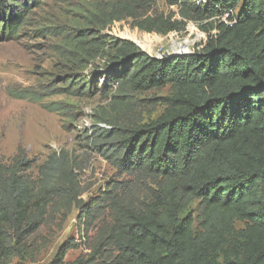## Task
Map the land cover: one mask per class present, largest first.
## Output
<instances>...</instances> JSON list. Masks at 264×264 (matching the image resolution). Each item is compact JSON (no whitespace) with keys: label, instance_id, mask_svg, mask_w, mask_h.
<instances>
[{"label":"trees","instance_id":"16d2710c","mask_svg":"<svg viewBox=\"0 0 264 264\" xmlns=\"http://www.w3.org/2000/svg\"><path fill=\"white\" fill-rule=\"evenodd\" d=\"M35 3L0 0V42L18 38ZM168 4L178 18L153 14L155 0H115L84 15L76 34H58L54 49L78 73L97 59L108 63L109 115L87 139L131 180L114 182L90 208L66 152L51 155L36 179L28 175L33 162L27 157L9 164L0 157V264L32 258L31 240L50 212L68 214L74 207L89 228L102 214L108 220H101L89 253L69 262L76 245L66 243L50 264H264V0ZM226 13L232 24L221 22ZM127 19L161 35L206 23L208 39L192 54L157 59L130 41L109 45L85 27ZM212 22L218 23L214 34ZM66 82L46 98L91 94L83 79L73 75ZM163 91L160 98H139ZM40 94L11 92L50 112L66 110L44 104ZM150 106L162 112L145 121L139 113ZM195 202L196 215L188 212Z\"/></svg>","mask_w":264,"mask_h":264},{"label":"rangeland","instance_id":"374dc122","mask_svg":"<svg viewBox=\"0 0 264 264\" xmlns=\"http://www.w3.org/2000/svg\"><path fill=\"white\" fill-rule=\"evenodd\" d=\"M112 1L115 0H37L38 3L23 22L18 38L0 42V157L8 164L18 155L27 157L33 162V169L28 175L36 179L39 167L51 155L66 152L77 166L76 173L84 191L81 199L90 208L114 182L131 180L121 175L87 139L95 125L105 127L96 124V121L109 115L108 107L112 99L108 98L106 91L108 63L97 59L88 69L78 73L59 58L54 45L61 41L59 33L76 34L85 22L84 15H89L97 5ZM242 8L243 4L240 10ZM152 13L179 16L177 7H170L168 0H155ZM133 23L132 19H127L105 28L85 27L90 34L102 38L109 45L118 40L130 41L154 58L172 56L182 50L193 53L200 50L208 39V33L203 29L206 23L189 22L184 31L168 35L143 32ZM217 25V22L210 24L212 34L216 32ZM73 75L85 81L90 95L80 98L52 95L46 98L53 91L58 93L57 88L68 86L66 78ZM23 90L38 91L42 98H46L44 104L59 103L66 110L63 113L50 112L42 103L19 100L11 95V92ZM165 95L166 91L152 92L139 98L152 99ZM161 112L160 107L150 106L139 116L146 121L156 119ZM197 209L198 202H195L188 212L196 215ZM83 217L82 210L76 207L68 214L50 212L45 225L31 240L34 256L15 258L11 264H50L66 243L76 245L68 252L67 261L86 255L90 252L92 239L103 225L101 220L106 222L108 215L102 214L101 220L90 228L84 225V220L81 221ZM216 263L223 264V259Z\"/></svg>","mask_w":264,"mask_h":264},{"label":"built area","instance_id":"2783aa9c","mask_svg":"<svg viewBox=\"0 0 264 264\" xmlns=\"http://www.w3.org/2000/svg\"><path fill=\"white\" fill-rule=\"evenodd\" d=\"M203 2H206L205 0H203ZM230 19V13H226L222 18H221V22L226 23V24H232L230 23L229 20ZM178 54H189V51H184L182 50L181 52H178ZM162 58V57H160Z\"/></svg>","mask_w":264,"mask_h":264},{"label":"clouds","instance_id":"9594fccd","mask_svg":"<svg viewBox=\"0 0 264 264\" xmlns=\"http://www.w3.org/2000/svg\"><path fill=\"white\" fill-rule=\"evenodd\" d=\"M206 1V0H205ZM202 3H205V2H202ZM199 4H201V2H199ZM194 53V52H193ZM189 54H192V53H189ZM189 54H178V53H175V55H189ZM174 56V55H172ZM163 58V57H162ZM162 58H157V59H162Z\"/></svg>","mask_w":264,"mask_h":264}]
</instances>
